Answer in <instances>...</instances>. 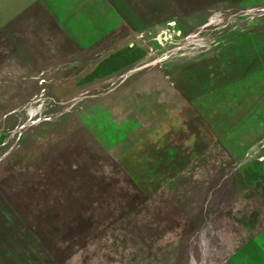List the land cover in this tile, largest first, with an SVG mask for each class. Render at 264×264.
Returning a JSON list of instances; mask_svg holds the SVG:
<instances>
[{"label": "rangeland", "instance_id": "rangeland-1", "mask_svg": "<svg viewBox=\"0 0 264 264\" xmlns=\"http://www.w3.org/2000/svg\"><path fill=\"white\" fill-rule=\"evenodd\" d=\"M0 264H264V0H0Z\"/></svg>", "mask_w": 264, "mask_h": 264}, {"label": "crops", "instance_id": "crops-1", "mask_svg": "<svg viewBox=\"0 0 264 264\" xmlns=\"http://www.w3.org/2000/svg\"><path fill=\"white\" fill-rule=\"evenodd\" d=\"M97 46H98V44H97ZM194 168V167H193Z\"/></svg>", "mask_w": 264, "mask_h": 264}]
</instances>
